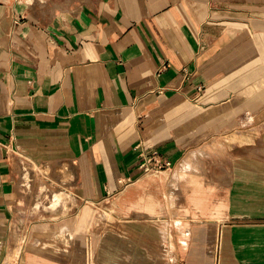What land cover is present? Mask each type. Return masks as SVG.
Listing matches in <instances>:
<instances>
[{
	"label": "crops",
	"instance_id": "0c3cea01",
	"mask_svg": "<svg viewBox=\"0 0 264 264\" xmlns=\"http://www.w3.org/2000/svg\"><path fill=\"white\" fill-rule=\"evenodd\" d=\"M0 264H264V0H0Z\"/></svg>",
	"mask_w": 264,
	"mask_h": 264
},
{
	"label": "built area",
	"instance_id": "2783aa9c",
	"mask_svg": "<svg viewBox=\"0 0 264 264\" xmlns=\"http://www.w3.org/2000/svg\"><path fill=\"white\" fill-rule=\"evenodd\" d=\"M173 162L160 153H142L139 169L143 174H160L171 170Z\"/></svg>",
	"mask_w": 264,
	"mask_h": 264
},
{
	"label": "rangeland",
	"instance_id": "374dc122",
	"mask_svg": "<svg viewBox=\"0 0 264 264\" xmlns=\"http://www.w3.org/2000/svg\"><path fill=\"white\" fill-rule=\"evenodd\" d=\"M48 187L51 188V186L47 182H42V183H40L38 185V190H41L43 193H46V192L49 193L50 191L49 190L48 191L46 190V188H48ZM54 191H55V189H53L50 194H52ZM52 196H53V194H52ZM54 203H56V201H54Z\"/></svg>",
	"mask_w": 264,
	"mask_h": 264
}]
</instances>
